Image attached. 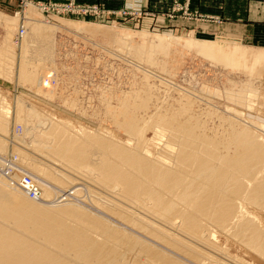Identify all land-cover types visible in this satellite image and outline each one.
Segmentation results:
<instances>
[{"label": "rangeland", "instance_id": "374dc122", "mask_svg": "<svg viewBox=\"0 0 264 264\" xmlns=\"http://www.w3.org/2000/svg\"><path fill=\"white\" fill-rule=\"evenodd\" d=\"M234 3L228 1L226 7L225 0H0V51L5 45L12 50L5 58L10 63L2 62L6 53L0 56V70L8 72L0 73V102L7 105L4 117L8 122L0 138L9 145L0 154V165L15 155L19 169L14 172L32 173L20 163L24 157L20 149L37 165L51 166L47 160L54 159L46 157L47 147L43 150L40 146H48L41 130L45 135L52 125L64 127L72 135L88 131L126 143L128 134L106 117L107 107L116 103V97L146 87L150 106L142 114L173 112L185 104L190 113L195 110L191 114L196 112L209 134L222 132L227 121H233L238 128L251 131L264 146V29L255 26L256 18L236 15L243 11L234 10V5L231 8ZM244 5L236 2V7ZM34 24L45 29L39 34L42 37L35 35ZM25 62L31 63L30 70L45 67L38 70L39 81H47L48 88L22 83L20 65ZM237 93L241 101L233 97ZM71 100L72 105L68 103ZM145 135L153 155L168 140L165 136L157 141L152 130ZM24 141L27 144L23 145ZM99 157L97 151L92 155L94 161ZM60 165L63 169L52 170L68 181L60 183L37 175L46 182L51 196L39 195L34 202L51 208L79 207L124 227L106 210L109 202L117 201L116 195L105 189L96 175ZM0 176L8 187V183L17 187L10 177L8 182L7 176ZM242 211L264 226L263 208L244 204ZM230 232L215 229L214 244L199 247L214 263L219 261L217 264H264ZM191 264L200 263L193 260Z\"/></svg>", "mask_w": 264, "mask_h": 264}, {"label": "bare ground", "instance_id": "6f19581e", "mask_svg": "<svg viewBox=\"0 0 264 264\" xmlns=\"http://www.w3.org/2000/svg\"><path fill=\"white\" fill-rule=\"evenodd\" d=\"M34 26L35 35L42 37L39 34L45 29L39 24ZM19 33L22 35L24 29ZM3 48L0 56L6 54L2 62L10 63L6 59L12 50L6 45ZM30 64L20 65L22 83L48 88L47 81H39L38 70L45 67L38 65L30 70ZM233 97L236 101L242 98L238 93ZM150 99L146 87L130 96L116 97V103L108 105L106 117L128 134L126 143L113 140L112 135L88 131L72 135L64 127L52 125L45 135L41 130L48 146H40L43 150L47 147L45 156L54 159L47 160L51 166L37 165L26 158L29 154L25 150L17 149L24 155L22 161H17L32 171L26 170L41 198L51 196L50 189L37 175L60 183L68 181L52 170L63 169L60 163L96 175L97 181L116 195L117 201L109 202L106 210L124 227L107 223L79 207L42 206L17 184L20 172L12 173L10 178L22 193L10 187L12 183L8 187L0 176V264H189L193 260L217 264L219 261L214 263L211 255L199 247L214 244L215 229L232 231L235 239L264 261V226L242 211L244 204L264 209V146L251 131L238 128L233 121H227L222 132L209 134L196 112L191 114L194 108L190 113L185 104L177 105L179 108L173 112L144 115L142 111L149 108ZM68 103L74 104L72 100ZM6 107L0 102L3 134L8 127ZM148 130L154 132L157 141L165 136L168 139L156 155L147 146ZM5 141L0 138V154L9 146ZM96 151L100 154L98 161L92 158Z\"/></svg>", "mask_w": 264, "mask_h": 264}, {"label": "built area", "instance_id": "2783aa9c", "mask_svg": "<svg viewBox=\"0 0 264 264\" xmlns=\"http://www.w3.org/2000/svg\"><path fill=\"white\" fill-rule=\"evenodd\" d=\"M12 155L9 157H6L5 161L3 162V166L0 167V172L4 174L7 177H11L12 173L15 170H18L19 168L15 165L14 159L16 156L14 155L13 158H11ZM22 177L20 178V182L16 183L24 190L27 191V194L32 198H39L40 190L37 186H33L31 183V178L29 175L24 173L22 170L20 171Z\"/></svg>", "mask_w": 264, "mask_h": 264}, {"label": "crops", "instance_id": "0c3cea01", "mask_svg": "<svg viewBox=\"0 0 264 264\" xmlns=\"http://www.w3.org/2000/svg\"><path fill=\"white\" fill-rule=\"evenodd\" d=\"M228 1H230V2L235 1V3L232 4V6H230L231 8L234 5L235 6L234 10L243 11L242 13L237 12L236 15L242 16L243 18L244 17L250 18L252 16V17L257 19L256 22L258 24L256 23L255 26H260L261 28L264 29V0H225V4H227L226 7H228ZM237 1L243 2L245 4L244 7L243 6L236 7ZM259 3H261V4H259ZM248 4H249V6H252V8L248 7Z\"/></svg>", "mask_w": 264, "mask_h": 264}]
</instances>
